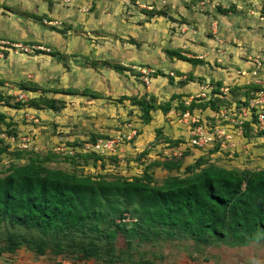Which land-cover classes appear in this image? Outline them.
Segmentation results:
<instances>
[{
    "label": "rangeland",
    "instance_id": "rangeland-1",
    "mask_svg": "<svg viewBox=\"0 0 264 264\" xmlns=\"http://www.w3.org/2000/svg\"><path fill=\"white\" fill-rule=\"evenodd\" d=\"M219 6L229 15L220 13ZM44 15L48 18H39ZM179 51L203 63L171 56ZM0 80L5 82L0 93L14 97L12 103L41 94L22 92L21 82L38 83L48 90V97L65 101L61 112L16 110L0 102V116L4 115L0 147L61 154L51 167L94 178H134L142 177L156 159L184 154L183 169L202 156L229 169L264 168V135H260L264 131L257 123V111L254 122L244 106L249 93L264 95V0H0ZM219 83L231 88L223 93L224 100L232 103L230 108L212 112L211 103L207 109L190 110L195 101L210 103ZM54 89L74 90L78 95L54 94L50 91ZM85 90L101 97L83 95ZM204 90L209 91L205 96ZM136 96L148 101L154 96L159 105H169L170 112L154 111L152 122L145 124L139 108L129 100ZM239 115L247 116L242 128L232 122ZM247 122L252 123L249 137L244 135ZM8 124L18 126L13 127L16 137H9ZM200 128L212 136L222 133L223 138L216 137L214 143L226 142L222 149L231 153L212 154L194 146L192 139ZM120 134L137 138L122 142L117 161L109 158L96 165L92 158L89 165L84 160L78 165L64 161L65 156L86 152L85 144L94 137ZM208 148L213 149V144ZM10 164L11 156L0 153V170ZM149 174L162 182L178 172L155 167ZM118 245L120 253L122 242ZM186 247V243L163 242L156 250L158 256L150 257L154 264H182L187 256L180 255L193 253ZM195 258L199 264H258L264 262V244L245 250L212 248ZM0 261L7 263L8 256Z\"/></svg>",
    "mask_w": 264,
    "mask_h": 264
},
{
    "label": "trees",
    "instance_id": "trees-1",
    "mask_svg": "<svg viewBox=\"0 0 264 264\" xmlns=\"http://www.w3.org/2000/svg\"><path fill=\"white\" fill-rule=\"evenodd\" d=\"M218 9L224 15L229 14V10L222 6ZM146 13L155 14L154 11ZM39 52L60 55L53 51ZM172 54V57L183 61L203 63L187 59L180 51ZM116 67L124 70L121 66ZM4 83L0 80L1 85ZM224 86L227 84H218L213 96L217 98L212 97L210 103L195 101L190 110L207 109L211 103L209 110L212 112H218L223 107L230 108L232 103L224 100L223 93L227 94L231 88L227 86V91H223ZM19 88L22 92L36 94L41 91V94L12 103L10 100L14 97L0 93L1 104L16 110L32 108L53 112H61L66 107L62 99L48 97V90L42 89L38 83L21 82ZM236 88L232 89L233 95ZM50 91L58 95H78L74 90ZM257 93L253 97L249 93L244 105L252 112L254 122L256 110L251 109L249 104ZM82 94L93 99L101 97L88 90ZM129 100L139 108L145 124L152 122V112L163 110L169 113L171 108L159 105L154 96L150 97V101L137 96ZM182 107L186 109L183 104ZM3 118L4 115H1L0 121ZM240 118L239 115L237 119ZM251 124L247 122L244 125L245 137L250 136ZM7 126L9 137H16L18 131L14 128L18 126ZM117 136L94 137L89 142ZM135 138L129 143L135 142ZM221 144L217 141L213 143V149L208 146L199 148L212 154H228L230 151L222 149ZM12 148L0 147L1 154L11 156L9 167L0 170V257L11 259L20 250L26 249L37 257H48L55 262L59 260V264L63 260L71 264H89L92 261L94 264H154L150 256H158L156 250L159 244L173 241L186 243V249L193 252L180 255V258L187 256L184 261L181 260L182 264H199L195 256H203L212 248L245 250L252 245L264 244V168L229 169L202 156L183 169L185 157L182 154L181 157L154 160L142 177L109 179L103 175L94 178L77 171L51 167L50 163L60 160L61 154L40 151L45 154L42 155L33 149ZM90 158L96 165L109 158L117 161L118 156L86 151L82 155L65 156L64 161L78 165L80 160H84L89 165ZM21 160L25 163L20 164L18 161ZM155 167L178 174H170L158 182L149 174ZM181 170H184L183 174ZM127 219L134 221L126 222ZM121 242L123 251L119 253L118 244ZM132 249L134 254L130 253Z\"/></svg>",
    "mask_w": 264,
    "mask_h": 264
},
{
    "label": "built area",
    "instance_id": "built-area-1",
    "mask_svg": "<svg viewBox=\"0 0 264 264\" xmlns=\"http://www.w3.org/2000/svg\"><path fill=\"white\" fill-rule=\"evenodd\" d=\"M253 74L257 75L256 72H254ZM208 93H209L208 90H204L203 96H205ZM249 105H250L251 109H255L257 111L256 112L258 115V122L257 123L260 127V130L264 131V95H263V93L259 94L255 99L251 100ZM249 112H250V110H249ZM248 114H250V113H248ZM248 114H247V116H248ZM246 117L241 115L240 119H234L232 122H233V124H235V126H238V128H242V126L246 120ZM186 118H187V116H186ZM194 122H197V121H194ZM133 134L135 135V134H137V132L134 131ZM212 135L210 133H208L206 130H202V128H200L198 132L196 130V134L194 135V137L192 139V144L194 146H197V147H205L208 145H212L214 143L216 137H218L220 139L223 138V135L220 132H218V134H217L218 136L216 134H214V136H212ZM133 136L130 138L126 134H123V135H118L117 137L112 138L110 140L100 139L96 143H88V145L85 144L84 147L87 151L95 152V153L100 154V155H105V156L116 155L120 149L122 142H129L130 140H132L134 138ZM12 141L15 142L16 138H12ZM225 143L226 142L222 141L221 146L226 148ZM227 144H228V142H227ZM230 146L233 147L234 145L230 144ZM68 154L72 155V152L68 151ZM64 264H70V263L64 262Z\"/></svg>",
    "mask_w": 264,
    "mask_h": 264
},
{
    "label": "crops",
    "instance_id": "crops-1",
    "mask_svg": "<svg viewBox=\"0 0 264 264\" xmlns=\"http://www.w3.org/2000/svg\"><path fill=\"white\" fill-rule=\"evenodd\" d=\"M79 1L80 0H78V2ZM242 69L243 67H240L236 73L240 72ZM8 259L9 261L7 263H3V261H0V264H59V260L55 262L48 257H37L32 252L26 249L20 250L18 254L12 256L11 259L10 257H8ZM61 264H64V261H62Z\"/></svg>",
    "mask_w": 264,
    "mask_h": 264
},
{
    "label": "clouds",
    "instance_id": "clouds-1",
    "mask_svg": "<svg viewBox=\"0 0 264 264\" xmlns=\"http://www.w3.org/2000/svg\"><path fill=\"white\" fill-rule=\"evenodd\" d=\"M65 262V261H64Z\"/></svg>",
    "mask_w": 264,
    "mask_h": 264
}]
</instances>
